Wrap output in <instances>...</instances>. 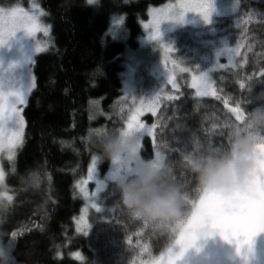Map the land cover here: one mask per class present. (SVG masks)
<instances>
[{"label": "trees", "instance_id": "obj_1", "mask_svg": "<svg viewBox=\"0 0 264 264\" xmlns=\"http://www.w3.org/2000/svg\"><path fill=\"white\" fill-rule=\"evenodd\" d=\"M34 1L44 12L48 45L32 63L35 87L22 106L21 143L11 160H0L6 198L11 197L6 223L0 227L9 235L17 232L9 243L23 264H133L134 260L139 264L150 256L160 257L175 237L123 214L116 205L115 185L104 193L109 202L101 200L112 203L113 211L93 219L89 234L79 233L75 220L84 201L76 183L93 161L85 139L88 130L122 126L114 112L123 93L125 53L137 49L148 9L171 0ZM240 5L235 15L241 21L238 27L245 30L244 47L235 67L214 74L217 96L198 97L183 87L174 99L161 104L154 141L146 136L141 141L145 157H152L153 150L160 151L167 142L166 156L176 162L174 178L184 184L189 201H198L200 193L178 164L181 153L195 147L193 138L201 146H227V125L235 121L232 109H244L250 80H264V0H240ZM115 16L122 19L123 37L109 32ZM227 20L231 26L232 19ZM223 25L227 24L215 26ZM262 89L264 83H256L249 96ZM256 103L252 100L247 107ZM96 163L102 172L109 166L108 160ZM36 165L50 185H46L47 215L36 211L38 195L18 187L16 173Z\"/></svg>", "mask_w": 264, "mask_h": 264}, {"label": "rangeland", "instance_id": "obj_2", "mask_svg": "<svg viewBox=\"0 0 264 264\" xmlns=\"http://www.w3.org/2000/svg\"><path fill=\"white\" fill-rule=\"evenodd\" d=\"M182 2L184 0H171L161 6L149 8L147 18L141 24L142 33L138 38L137 49L128 50L124 55L123 93L116 104L117 108L114 112L115 117L120 118L121 127L127 126V120L131 115L130 108L140 105L142 101L144 104H148L161 88L167 93L173 94L174 98L182 91L183 87L191 88L195 95L196 90L191 86V78L197 69L199 71H207L212 81H214L215 73L233 68L237 64L245 43L243 37L245 30L238 27L241 21L235 15L241 6L240 0H211L212 10L207 22L195 10L185 12L182 21L175 19L162 20L159 24V39L149 38L152 26L146 27L145 25L151 20L150 13L152 10L169 4L179 5ZM13 3L20 4L26 9L35 12L40 22L43 25H47L43 21L44 12L34 0H0V6H7ZM229 18L232 19L231 26L228 20L226 21ZM216 24L227 25H223L222 28L221 26H215ZM229 26L230 29H228ZM109 32L112 36H124L121 17H113ZM48 38L49 29L47 34L43 31L30 34L24 29H20L6 41L0 43V83L26 92L30 78L33 75V60L36 55L46 49ZM37 44L41 46L39 52L36 51ZM161 44L170 46L169 50L165 51ZM229 48L237 49L231 57L226 52V49ZM173 61L176 63L174 64ZM214 65L216 66L213 67ZM220 65H223V67H220ZM181 68L190 70L181 71ZM169 74L173 77L178 87L173 88L171 81L167 79ZM30 91L26 93L27 96ZM10 99L14 98L10 97ZM165 101H169L166 96L161 98V102L154 112H140L139 120L149 126L155 125L153 128L154 135H149L143 130L135 133L141 141L145 136L154 141L158 113L161 104ZM22 106L17 105L21 109ZM146 116H150L152 119L147 121ZM13 126L11 121L5 122L3 131L0 132V160L1 158L11 160L16 147L21 143L22 139L14 145L10 155L8 144L13 137ZM156 151L157 149L153 150V156H155ZM98 164L96 161H92L90 164L93 166V178L91 180H88V172L84 178L79 180H87L86 190L90 195L95 193L92 199L86 198L80 192L76 183L77 191L84 203L81 213L75 220V225L77 231L83 235L89 234L93 219L99 218V214H102L101 218H106L114 209L112 203H106L109 200H104V193L108 187L115 185V181L111 178L114 169L110 161L107 170L104 172L100 170ZM0 173H3L1 166ZM0 193H6V189H0ZM6 197L7 195L0 196V198ZM102 199L106 201V204L101 203ZM93 203H96L99 207H92ZM82 212L89 227L84 229V231H79L77 222L80 220ZM79 227L83 228V224L81 223ZM179 250V245H172L173 252H178ZM201 253L208 256L209 264H223L229 259L235 264H264V231L258 232L252 237L250 250L245 248L241 249L240 252H237L234 242L224 240L218 233H213L204 239L197 240L194 246L186 249L176 264H191L192 256ZM224 256L229 259L224 258Z\"/></svg>", "mask_w": 264, "mask_h": 264}, {"label": "clouds", "instance_id": "obj_3", "mask_svg": "<svg viewBox=\"0 0 264 264\" xmlns=\"http://www.w3.org/2000/svg\"><path fill=\"white\" fill-rule=\"evenodd\" d=\"M91 0L90 3H97ZM256 83L264 80H250L244 100L242 118L230 123L227 146L207 144L198 146L194 143L190 151L181 153L179 166L194 180L196 188L215 191L224 196H231L245 191L253 177L259 153L256 145L264 143V89L249 96ZM252 100L254 106L247 105ZM137 131L125 127L91 128L85 137L87 146L97 160L110 161L119 198L117 206L127 217L141 221L159 233L175 237L179 228L187 222L190 204L186 198L185 186L174 178L176 162L166 156L167 142L161 146V156L145 157L141 154V140ZM20 191L36 194V211L47 215L50 187L43 169L34 167L17 172ZM4 177H0V189L6 187ZM11 202L0 198V226L6 223ZM207 227L196 229L197 240L208 237ZM9 241V235L0 227V264H23L17 261ZM191 264H209L205 254H194Z\"/></svg>", "mask_w": 264, "mask_h": 264}, {"label": "snow or ice", "instance_id": "obj_4", "mask_svg": "<svg viewBox=\"0 0 264 264\" xmlns=\"http://www.w3.org/2000/svg\"><path fill=\"white\" fill-rule=\"evenodd\" d=\"M91 2V0H89ZM189 10H195L200 13L204 20L207 22L209 14L212 10L211 0H184L179 5H165L162 8L154 9L150 13L151 20L145 26H152L150 39L158 40L160 37L159 24L162 20L175 19L183 20L184 13ZM119 22V21H117ZM24 29L30 34L37 31H43L45 34L48 32V26L43 25L38 19L35 12L26 9L20 4H10L7 6H0V43L6 41L9 37L15 34L18 30ZM165 51L169 50L170 46L161 44ZM41 50L40 44H37L36 51ZM237 49H226L229 56H233ZM175 64L176 62L173 61ZM214 65L213 67H215ZM223 67V65H220ZM181 71H189L190 69L181 68ZM264 71V70H262ZM167 79L171 81L173 88L178 87L173 77L169 74ZM213 81L207 71H199L193 73L191 78V86L196 90L195 95L201 96H217L216 91L212 88ZM35 87V77L32 75L30 83L26 92H22L18 88L0 83V132L3 131L5 122L11 121L13 123V137L8 144L9 154H12L13 147L19 143L23 136L24 118L21 115L22 109L17 105L27 104L26 93ZM174 99V95L167 93L163 88L156 92L155 96L144 104L143 101L140 105L130 108L131 115L127 120L125 128L135 131H145L149 135H154L153 128L155 125H146L143 121L139 120L141 111H155L161 102V98ZM14 98V99H10ZM134 102V101H133ZM239 104V102H237ZM123 109V106H122ZM235 113V120L242 118L243 109L239 106L232 109ZM228 123V128L230 127ZM193 142L198 146L199 141L193 138ZM259 153L256 169L253 172L252 180L248 188L243 192H237L231 196H224L215 191L205 190L200 193L199 200L189 201L190 215L186 223H184L176 232L175 239L172 244L167 248L166 252L161 253L160 257H151L148 260H140L139 264H176L177 260L183 255L186 249L195 245L197 241L196 229L200 227H207L209 231L207 235L218 233L224 240L234 242L236 244L237 252L241 249L250 250L252 237L261 231H264V143L256 145ZM155 155L160 157L162 154L159 150ZM93 162L97 160L95 156L92 157ZM115 169L113 172H117ZM3 177V173H0ZM93 178V166L89 165L88 180ZM87 180L78 181L77 187L80 192L88 199H92L95 195L89 194L86 190ZM7 195V193H0V196ZM11 200V197H8ZM92 207L98 208L96 203ZM78 223V230L84 231L89 227L87 220L84 219L82 212ZM83 224V228L79 227ZM12 236H16L17 232H13ZM177 244L180 246L178 252L172 251V245ZM145 249L141 248V252ZM77 255H79L77 253ZM150 255V254H149ZM82 259V257H80ZM133 264H136L135 260Z\"/></svg>", "mask_w": 264, "mask_h": 264}, {"label": "flooded vegetation", "instance_id": "obj_5", "mask_svg": "<svg viewBox=\"0 0 264 264\" xmlns=\"http://www.w3.org/2000/svg\"><path fill=\"white\" fill-rule=\"evenodd\" d=\"M224 252V251H223ZM224 258H226V259H229L227 256H224ZM230 260V259H229ZM226 260L227 262H225V263H223V264H235V263H233V261L232 260Z\"/></svg>", "mask_w": 264, "mask_h": 264}]
</instances>
